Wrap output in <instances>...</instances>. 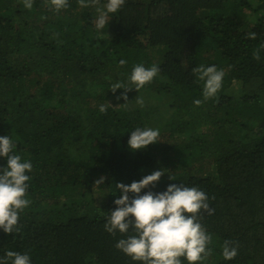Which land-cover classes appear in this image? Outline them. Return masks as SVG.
Instances as JSON below:
<instances>
[{"label": "trees", "instance_id": "trees-1", "mask_svg": "<svg viewBox=\"0 0 264 264\" xmlns=\"http://www.w3.org/2000/svg\"><path fill=\"white\" fill-rule=\"evenodd\" d=\"M104 3L68 0L57 11L51 0H0V135L33 163L31 204L18 231L0 229V256L141 264L116 247L126 234L108 233L105 218L117 183L164 169L142 193L183 183L208 194L204 264H264V0H125L98 33ZM136 63L161 72L140 91L113 92ZM201 64L225 73L213 98L193 71ZM138 126L158 128L160 141L130 150ZM225 239L238 248L232 260L220 254Z\"/></svg>", "mask_w": 264, "mask_h": 264}, {"label": "clouds", "instance_id": "clouds-1", "mask_svg": "<svg viewBox=\"0 0 264 264\" xmlns=\"http://www.w3.org/2000/svg\"><path fill=\"white\" fill-rule=\"evenodd\" d=\"M24 3L25 7H32V0H24ZM51 3L57 11L68 6V0H51ZM81 3L84 4L85 0ZM124 3L125 0H105L103 7L97 9L94 24L98 33L116 17ZM126 63V60H120L121 65ZM193 71L203 81V98L215 97L223 85V69L214 64H201ZM160 72L158 64L145 66L144 63H136L126 79L117 80L110 89L113 92L121 88L140 91ZM121 95L127 101V91ZM136 100L142 103L139 96ZM194 103L200 104L201 100ZM107 110L105 104L99 105L100 112ZM159 137L158 128L138 126L130 131L128 147L133 152L147 149L159 142ZM16 149L17 143L11 136L0 135V157L7 160L5 166H0V229L12 234L19 230L20 215L31 204L27 193L33 169L32 161ZM164 172V169L155 170L130 184L117 183L116 190L112 192H120L114 200L117 207L108 212L104 228L113 235L117 232L126 234L117 240L116 247L141 264H184L185 260L188 264H204L213 252L210 247L212 234L199 219L202 212H214L208 194L197 186L189 187L183 183H170L161 192L149 190L142 193L149 185L154 187ZM104 179L100 177L96 184L100 185ZM130 231L134 234H128ZM220 254L224 260L234 259L238 255L235 242L225 239ZM0 264H33V260L28 252L8 250L0 256Z\"/></svg>", "mask_w": 264, "mask_h": 264}, {"label": "rangeland", "instance_id": "rangeland-1", "mask_svg": "<svg viewBox=\"0 0 264 264\" xmlns=\"http://www.w3.org/2000/svg\"><path fill=\"white\" fill-rule=\"evenodd\" d=\"M264 9L263 8H261V11H263ZM91 92H93V91H91Z\"/></svg>", "mask_w": 264, "mask_h": 264}]
</instances>
